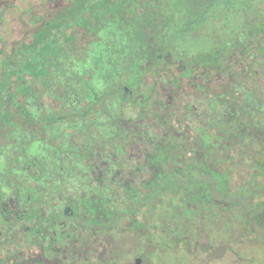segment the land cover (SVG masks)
Masks as SVG:
<instances>
[{
  "label": "clouds",
  "instance_id": "1",
  "mask_svg": "<svg viewBox=\"0 0 264 264\" xmlns=\"http://www.w3.org/2000/svg\"><path fill=\"white\" fill-rule=\"evenodd\" d=\"M47 3L0 7V202L19 209L0 216V264L41 250L126 264L129 247L142 264H264V230L238 239V213L209 210L205 223L183 206L197 185L226 191L202 149L231 199L264 203V143L240 130L264 127V0H208L198 14L188 0H127L119 13L64 0L62 31L47 28ZM146 47L162 58L149 64ZM243 47L241 70L226 56ZM101 209L111 216L97 223Z\"/></svg>",
  "mask_w": 264,
  "mask_h": 264
},
{
  "label": "trees",
  "instance_id": "2",
  "mask_svg": "<svg viewBox=\"0 0 264 264\" xmlns=\"http://www.w3.org/2000/svg\"><path fill=\"white\" fill-rule=\"evenodd\" d=\"M11 1L12 0H2L0 1V7H4L6 10L11 7ZM51 5L47 7L46 16L48 18V24L47 28H55L57 31L63 30V24H58L56 21L59 17H61L64 12L66 11L67 6L64 3V0H49ZM105 7L111 5L112 8L119 13L121 9L124 8V5L127 3V0H103ZM197 2V0H188V4L190 9H192L193 3ZM47 6V5H46ZM130 7V5H129ZM42 36L41 32L36 33L35 41L37 43L40 42ZM67 42V40H66ZM256 46L253 49L254 52L256 51H264V36L261 37L260 42H255ZM239 55L240 57V63L241 61H245L249 54V49L247 47L243 48H236L234 49L229 55L226 56L227 60L228 57L231 55ZM162 57L160 56H153L151 51L148 50L146 47L145 49V56L144 59L150 64L153 59L160 60ZM165 63H168V58L163 57ZM200 85H198L196 82H193L191 87L193 89L198 88ZM171 95L174 96V93ZM11 103V101H9ZM192 106L188 108V110H191ZM7 118V117H5ZM244 128L243 134H246L252 138L253 141L256 143H264V133L262 132V127L258 126H248L244 125L242 126ZM213 144L217 145L218 148H226L228 146V143L224 141L222 136H218L213 140ZM196 159L198 162L204 161L205 162V173L213 178H216L217 184H223L225 187V193H216L213 190V187L211 183H204L197 185L191 192L186 194V198L184 201V209L188 214L196 213L198 216H200L201 219L208 221L209 216L208 212L211 210L215 214V210L218 208L224 209L226 211H233L236 209L239 213H242L244 216L247 217V219L256 218L261 214H264V203L262 204H256L255 206L251 205V197H249L246 201H236L231 199V197L228 195V193L231 192V189L228 187L230 180L226 179L220 172L219 168L215 165V163H208L209 157L207 156L206 150H201L200 152L196 153ZM162 175V173H161ZM11 201L8 203L10 204ZM14 204V211L12 216H17L19 209L18 206L15 203ZM6 207V204L3 202H0V216H4L5 218H11L9 212H4V208ZM68 209H65V212H67ZM96 208H93V212L96 213ZM110 213H105L104 210H100L97 223H104L110 218ZM27 231V229H25ZM104 247L102 255H106L110 253V249H112L113 245L110 240L104 241ZM216 253L218 256L220 254L218 253L216 249ZM20 256L22 254H19ZM33 256V255H32ZM27 257L26 260L22 262V264H57L56 259H48L41 254H35L33 256Z\"/></svg>",
  "mask_w": 264,
  "mask_h": 264
},
{
  "label": "rangeland",
  "instance_id": "3",
  "mask_svg": "<svg viewBox=\"0 0 264 264\" xmlns=\"http://www.w3.org/2000/svg\"><path fill=\"white\" fill-rule=\"evenodd\" d=\"M2 1V0H0ZM13 2V0L11 1V3ZM208 3V0H197V2L193 3V5L195 4V6L192 7L191 11L193 12V14H198L201 10L205 9L206 4ZM51 5L50 1L48 0L47 3V7H49ZM227 59V58H226ZM228 61L229 62H233L235 65H239L240 69L243 70L245 65L240 63V57L239 55H231L230 57H228ZM164 91V89L162 88V92ZM194 108V106H192L191 110L188 111H192ZM229 119L230 120H234L236 119V114L234 112H230L229 113ZM262 132L264 133V127L261 128ZM241 132H244V128L241 127ZM230 140H234V137H230ZM11 201V203H15L12 200H8L6 202H3L4 204H6V207L4 208V212H9L10 216H12L13 211H14V204H8ZM233 212H236L240 215L242 221H243V227L239 233V236L237 237L238 239H240L241 237H246L250 232H255L258 229L260 230H264V214L259 215L256 218H252V219H247L246 216H244L242 213H239L236 209H234L232 212L231 211H226L224 209L218 208L215 210V217L217 220H223L225 218H227L228 216H231L233 214ZM205 223L207 222L206 220H204ZM218 253L220 254V256H223L226 252L225 247L221 246L217 248ZM22 254L21 256H24V253H20ZM35 254H41L42 256L46 257L49 259V257L47 255H45V253L41 250V251H37V252H33L30 254V256H34ZM32 256V259H33ZM126 256H127V260H126V264H142V261L139 259V257H137L135 255L134 249H132L131 247L128 248L127 252H126ZM29 257V255L27 256ZM137 260L139 261L137 263ZM234 264H242L241 260H237L234 262Z\"/></svg>",
  "mask_w": 264,
  "mask_h": 264
},
{
  "label": "water",
  "instance_id": "4",
  "mask_svg": "<svg viewBox=\"0 0 264 264\" xmlns=\"http://www.w3.org/2000/svg\"><path fill=\"white\" fill-rule=\"evenodd\" d=\"M139 261L137 260V263H138Z\"/></svg>",
  "mask_w": 264,
  "mask_h": 264
}]
</instances>
